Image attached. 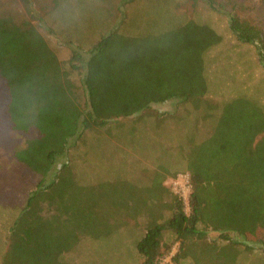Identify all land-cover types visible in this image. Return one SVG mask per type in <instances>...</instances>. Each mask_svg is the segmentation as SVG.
Returning a JSON list of instances; mask_svg holds the SVG:
<instances>
[{"label": "trees", "instance_id": "16d2710c", "mask_svg": "<svg viewBox=\"0 0 264 264\" xmlns=\"http://www.w3.org/2000/svg\"><path fill=\"white\" fill-rule=\"evenodd\" d=\"M199 1L232 12L230 30L239 41L258 45L264 65L263 27L240 14L241 0H192ZM125 2L0 0V90L6 119L13 131H36L13 158L39 177L15 213L7 208L0 264H110L106 248L117 242L124 244L112 257L117 264L123 258L129 262V253L133 264H158L174 242L173 264L200 257L208 264H229L239 254L238 236L264 248V107L249 96L237 95L219 106L207 103L200 118L205 124L199 125L208 129L200 136L194 119L182 134L183 124L123 126L116 133L119 144L145 153L129 160V153L110 160L123 148L111 143L104 150L106 137L97 133V141L88 145L101 149L97 157L85 166L84 158L78 163L76 146L86 131L142 113L153 103L174 99L199 113L206 103L205 54L221 35L177 8L168 28L144 33L127 6L121 17L115 15ZM39 23L67 30L69 36L80 34L89 49L70 46L60 58ZM149 133L150 155L141 140ZM100 157L104 168L97 164ZM144 158L156 164L151 181L143 174ZM93 166L101 168L97 176L84 175ZM178 167L189 177V213L181 197L161 181L174 177ZM209 231L224 243L209 239ZM169 233L173 239L166 238ZM222 249L224 260H214V252Z\"/></svg>", "mask_w": 264, "mask_h": 264}, {"label": "rangeland", "instance_id": "374dc122", "mask_svg": "<svg viewBox=\"0 0 264 264\" xmlns=\"http://www.w3.org/2000/svg\"><path fill=\"white\" fill-rule=\"evenodd\" d=\"M116 2V1H115ZM244 5V9H240V14H244L247 19L256 22L263 27L264 31V0H241ZM130 8L132 19L135 21L139 29L144 33H156L168 28L174 21L172 12L174 10H181L186 12L189 16L209 24L214 30L221 35V42L210 48L205 54V69L207 79V94L205 95V101L200 109L201 113L197 110H191L189 104L180 103L177 100H167L162 103H153L149 109L138 113L129 118L118 119L117 121H111L109 126L104 128H96L91 131H86V134L82 140L77 143L75 157H79L78 163L84 158L82 166L90 160H95L97 153L101 150H89L88 145L97 141L95 136L97 133H103L106 137L104 142V150H109L110 144L117 146L120 145L116 138L119 129L123 126L129 127L130 125L144 124L142 128H146V124H156L154 122H160L161 124H183V130L180 129L181 134L184 129L189 125L191 119L197 125V129H201L198 136L204 134L208 129L206 126H200L199 124H205V121L200 120L204 116L203 110L207 103L216 106L221 105L228 99L237 95H246L256 100L262 107H264V65L259 59V48L256 43L247 44L239 41L232 33L229 27V20L232 12L227 13L221 9H212L204 2L193 3L192 0H126L122 6V12L114 11L119 17L123 15L124 9ZM177 8V9H176ZM118 12V13H117ZM239 14V13H238ZM38 27L41 34L45 37L47 43L58 52L60 58H65L68 54V48L71 46L77 49V45L82 47V50H88L89 46L80 34L69 36L67 30L61 32L60 30L53 31L45 24L39 23ZM54 26V25H52ZM64 27V26H63ZM68 38L71 39V43L68 42ZM85 56V55H84ZM189 108V113L187 112ZM205 112V111H204ZM186 119V121H185ZM206 119V118H205ZM207 120V119H206ZM208 122V120H207ZM208 124V123H207ZM149 128V127H148ZM150 129V128H149ZM36 131L33 129L27 132L13 131L10 129L8 121L6 119L5 112V98L0 90V205H2V215L0 216V235H5L7 227V208L9 212H14L18 207L24 204L27 192L33 189L35 183H37L39 177L30 174V172L21 164L17 163L13 158V152L18 147H21L26 139L33 137ZM182 136V135H181ZM142 148L144 152L150 155L152 148L149 143L152 141V133L147 136L144 134L141 137ZM123 151L113 153V157L110 160H116L117 157L126 156L129 153L128 160L134 154H140V151L136 148H129L122 146ZM111 151V150H110ZM145 154V153H144ZM140 154V155H144ZM144 167L146 171L143 172L146 179L151 181L157 173L155 162H152L149 158H144ZM102 158L100 157L97 164L101 166ZM176 165L178 158L173 156L171 158ZM131 161V160H130ZM111 162V161H110ZM93 169H87L84 175L89 176V172L97 176L96 171L101 170L95 166ZM175 176H166L161 179L164 184L172 193L178 194L184 204L185 212L189 213L188 198L190 193V184L188 173L184 168H179L175 172ZM133 171L130 173V178L134 179ZM91 178V177H90ZM84 179H89L84 178ZM17 207V208H16ZM9 219V218H8ZM119 235V233H117ZM132 237V236H131ZM167 239H173L174 235L166 234ZM208 238L215 240L217 245H222L224 241L220 240L216 232H208ZM135 240V239H134ZM130 244V251L133 256H136V251L133 243ZM237 249L239 250L238 256L235 254V260L229 264H264V249L263 245L255 244L256 242L242 238L238 236ZM121 241V240H120ZM243 242V243H242ZM122 243V242H121ZM96 243H93L91 250H94ZM113 243L108 245L106 250V259L110 264H117L113 256H117V252H121L124 248V244ZM98 246V245H96ZM222 247V246H221ZM220 247V248H221ZM224 247V246H223ZM248 247V248H245ZM98 255L102 253V248L99 247ZM85 250L87 253L92 251L88 248ZM178 250V242H174L169 254L158 264H173L172 256ZM224 249L214 252V260L223 261ZM110 258V261L108 260ZM126 262L124 258L119 264H133L131 254H126ZM210 260L205 259L203 262L202 257L199 261L194 258V263L190 258L183 259L180 264H208ZM98 264H105V260Z\"/></svg>", "mask_w": 264, "mask_h": 264}]
</instances>
